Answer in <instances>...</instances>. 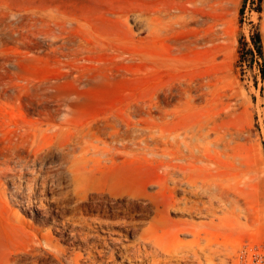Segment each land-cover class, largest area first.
Listing matches in <instances>:
<instances>
[{"label": "rangeland", "instance_id": "obj_1", "mask_svg": "<svg viewBox=\"0 0 264 264\" xmlns=\"http://www.w3.org/2000/svg\"><path fill=\"white\" fill-rule=\"evenodd\" d=\"M200 126L211 132L203 162L180 141ZM125 132L127 153L83 167L75 188L73 154ZM7 155L0 264H69L78 253L79 264H142L114 252L111 238L135 242L128 227L188 255L174 263L200 264L207 237L203 264H264V0H0V161ZM181 164L211 196L173 190ZM122 191L156 197L118 213ZM200 202L211 215L185 210ZM104 208L138 223L94 221Z\"/></svg>", "mask_w": 264, "mask_h": 264}, {"label": "bare ground", "instance_id": "obj_2", "mask_svg": "<svg viewBox=\"0 0 264 264\" xmlns=\"http://www.w3.org/2000/svg\"><path fill=\"white\" fill-rule=\"evenodd\" d=\"M211 135V132L210 130H208L207 128H204V127H199V128H196L194 130L191 131V134L189 135H185L182 137V139L180 140L181 141V144H183L184 146H186L193 157L195 158H198L200 161H204V158H201L203 155V152H204V149L206 148V142L205 143H201L200 142V139H202L203 141L206 140V138H209V136ZM117 136V135H116ZM114 137L110 140V142H108L107 140H103V138H98L100 139L101 141H103V145H104V148H101L99 147V144L98 145H91L93 147V149L91 150H86L84 152H82L81 156H74L73 154V161H72V173L74 172V180H75V188H77L79 190L80 187H82V184H83V172H82V168L83 167H88L91 162H96V161H100L102 158H105L106 161L108 160H114L117 156L123 154V153H127L126 150H128L129 148V136H128V133L125 132L123 135H120V136H117V137ZM111 138V137H110ZM109 139V138H108ZM210 139V138H209ZM95 140V139H94ZM26 141V140H25ZM80 141V140H79ZM83 141V140H82ZM99 141V140H97ZM97 143V142H96ZM207 143H209L207 141ZM82 144V143H80ZM35 145V144H34ZM75 146V145H73ZM83 146V145H82ZM78 147V146H77ZM56 148V147H55ZM63 148V147H62ZM75 148V147H74ZM83 148V147H82ZM86 148V146H85ZM89 148V147H88ZM144 148V147H143ZM84 149V148H83ZM82 149V150H83ZM145 149V148H144ZM70 150V149H69ZM41 151V150H39ZM66 151V150H65ZM79 151V150H78ZM59 152V151H58ZM197 152V154H196ZM19 153V152H17ZM66 153H68L66 151ZM33 154V153H32ZM64 154V153H63ZM18 155V154H17ZM24 155V154H23ZM22 155V156H23ZM16 157V155H14ZM32 156V155H31ZM30 156V158H32ZM42 156V155H41ZM27 157V155H26ZM35 159L37 158L36 155L34 156ZM64 157V156H63ZM65 157H66V154H65ZM64 157V159H66ZM19 158L25 160L26 158H22L20 157L19 155ZM29 158V159H30ZM39 158V157H38ZM68 158V156H67ZM14 157L13 155L10 156V155H7L3 158V161H0V164L3 165L2 167L4 168H1L0 167V170L2 169H10V164L11 162L13 161ZM186 157L185 155H182L181 156V160H185ZM19 160V159H18ZM17 160V161H18ZM39 160V159H38ZM63 160V159H61ZM16 161V160H14ZM20 161V160H19ZM18 161V162H19ZM22 161V160H21ZM41 161V160H39ZM70 161V160H69ZM30 162V161H29ZM63 162V161H62ZM14 163V162H12ZM33 163V162H32ZM70 163V162H69ZM27 164V163H26ZM43 165V164H42ZM69 165V164H67ZM17 167V166H16ZM21 168V166H20ZM24 168V167H23ZM40 168V167H39ZM14 169V168H13ZM21 170V169H20ZM31 170V169H30ZM35 170V169H34ZM187 168L184 164H181L179 166V171H178V174L180 175L181 179L180 180H177V181H174V187H173V190L174 191H178L179 189L182 188L183 185H187L188 188H189V192L190 193H193V194H196L198 195V193H204V194H207L208 196L212 194V186L209 182L207 181H203L202 184H198V183H195L193 181H186L187 179ZM28 170H26L27 172ZM44 171V169H43ZM16 172V171H15ZM20 172V171H19ZM36 172V171H35ZM47 172V171H46ZM1 173H4L1 171ZM0 173V175H1ZM7 173V172H6ZM18 173V172H17ZM20 173H23V172H20ZM38 173V172H37ZM40 173V172H39ZM9 174V173H8ZM19 174V173H18ZM11 176V175H10ZM33 176V175H32ZM34 176H37V174H35ZM45 176V174H44ZM52 176V175H51ZM51 176L48 177L51 178ZM31 177V176H30ZM28 176V178H30ZM53 177V176H52ZM14 178V177H13ZM12 178V180H13ZM34 178V177H33ZM38 178V177H37ZM47 178V179H49ZM15 179L17 180V178L15 177ZM19 179V178H18ZM15 180V181H16ZM30 180V179H29ZM28 180V181H29ZM34 180V179H33ZM37 180V179H35ZM14 181V180H13ZM31 182H32V178H31ZM17 183V182H16ZM27 183V182H26ZM46 183V182H44ZM15 184V183H14ZM29 184V182H28ZM30 185V184H29ZM39 184H37V187H38ZM43 185V184H42ZM30 186H33L32 188H34L35 185H30ZM169 185L168 184H164V185H160L159 188L162 190L164 187H168ZM18 187V185H17ZM41 187V186H40ZM47 187V186H46ZM29 188V187H28ZM30 189V188H29ZM44 189V188H43ZM42 189V190H43ZM47 189V188H46ZM41 190V191H42ZM76 190V189H75ZM159 190L157 192V194L161 191ZM35 191V190H34ZM186 191V190H185ZM36 192V191H35ZM188 192V190L186 191V193ZM44 193V192H43ZM80 194V193H78ZM156 194L154 195H149L147 193H131V192H125V191H122L120 193H117V194H114V198H115V201H116V204H117V210H118V213L119 212H122V213H127L128 211L130 212L131 209H133L137 204H142L143 201L147 200V201H151L152 198L155 196ZM194 196V195H193ZM124 197L127 198V202L126 203H122L123 202V199ZM156 197V196H155ZM99 199V198H98ZM154 199V198H153ZM104 201V200H103ZM187 201V200H186ZM102 202V201H101ZM208 202V201H207ZM202 203L200 202L199 204H196V205H189L186 203V207H185V210H198L200 209L201 212H206L208 215H211L212 213V205L211 203ZM201 203H202V207H201ZM32 204V203H30ZM38 204V203H37ZM82 204V203H81ZM86 204V203H85ZM115 204V205H116ZM40 207V206H39ZM42 207V205H41ZM82 207V206H81ZM105 207V206H104ZM116 207V206H115ZM80 208V206H79ZM78 208V209H79ZM84 208V207H83ZM107 208V207H106ZM104 208L102 213L98 214L96 220L94 221H98L100 224L102 225H105V226H114V227H118V228H122V226L124 225H127V226H132L134 224V221L133 220V217L131 218L130 216V219L128 221H121V220H117L119 218V216L115 217V216H112L108 213L107 209ZM41 209V208H40ZM76 209V208H75ZM87 209V208H86ZM101 210V209H100ZM137 210V209H135ZM79 211V210H77ZM76 211V212H77ZM87 211V210H86ZM117 213V214H118ZM131 213V212H130ZM129 213V214H130ZM80 214V213H79ZM124 214V215H125ZM157 214L160 215L161 214V211L159 208H157ZM81 215V214H80ZM123 215V216H124ZM122 216V215H121ZM120 216V217H121ZM94 217V216H93ZM125 217V216H124ZM126 218V217H125ZM124 218V219H125ZM112 219H115L114 221L117 220V222H111L113 221ZM76 221L78 223H80L81 219L78 217L76 218ZM89 221V220H88ZM87 222V221H86ZM89 223V222H88ZM86 223V224H88ZM136 223H138L136 221ZM135 223V224H136ZM90 224V223H89ZM93 224V223H92ZM96 224V223H95ZM134 224V225H135ZM99 225V224H98ZM101 225V226H102ZM133 225V226H134ZM138 226V225H137ZM100 227V226H99ZM106 227V228H107ZM104 228V227H102ZM129 228V227H128ZM123 228V230H125V232H131V233H135V236H136V240L135 242L131 243V244H124V242H121V240L119 241V239H113L111 238V244L113 245H117L119 244V246L116 248V251L114 252H117V255L121 258H125L126 261H131L133 262L132 260H135V262H139V263H142L145 262L146 264H179L178 262L174 263V259H177L178 258H181V259H186L188 257V255H183L182 257H179L177 255H174L172 251L170 250H167L166 247H165V244L163 243V241L159 238H154L152 237L148 230H141V231H138L137 229H134V228ZM110 229V228H109ZM106 232V231H105ZM181 233H191L190 229L186 228V226L184 228H182L180 230ZM135 239V238H134ZM84 240V239H83ZM202 257L200 258V264H203L202 261L203 259L205 260V262L209 263L211 261V242L209 241V239L207 237H204L202 238ZM129 242V241H128ZM110 244V245H111ZM109 245V243H106L105 246L107 247ZM104 246V247H105ZM97 248V246H93V248ZM112 247V246H111ZM180 247V246H179ZM115 249V248H114ZM101 250V249H100ZM95 251L97 252L98 254V257H103V253L104 251H98L95 249ZM107 252V251H106ZM107 254V253H106ZM110 254V253H109ZM195 254V252H194ZM84 255V254H83ZM91 256V253L89 252V254ZM111 255V254H110ZM113 255V254H112ZM116 256V254H115ZM112 258V256H110ZM191 257V256H190ZM80 258L81 256L79 255H75L74 258H71L69 259V264H79L80 263ZM109 258V257H107ZM114 258V257H113ZM124 259V260H125ZM115 260V259H114ZM113 260V261H114ZM123 260V261H124ZM176 260V261H177ZM112 261V260H111ZM122 262V261H121Z\"/></svg>", "mask_w": 264, "mask_h": 264}, {"label": "trees", "instance_id": "obj_3", "mask_svg": "<svg viewBox=\"0 0 264 264\" xmlns=\"http://www.w3.org/2000/svg\"><path fill=\"white\" fill-rule=\"evenodd\" d=\"M258 40H260L259 37H258Z\"/></svg>", "mask_w": 264, "mask_h": 264}]
</instances>
